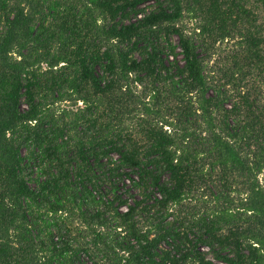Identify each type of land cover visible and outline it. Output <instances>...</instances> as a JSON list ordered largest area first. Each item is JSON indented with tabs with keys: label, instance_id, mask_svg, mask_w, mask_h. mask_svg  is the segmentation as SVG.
I'll return each mask as SVG.
<instances>
[{
	"label": "trees",
	"instance_id": "16d2710c",
	"mask_svg": "<svg viewBox=\"0 0 264 264\" xmlns=\"http://www.w3.org/2000/svg\"><path fill=\"white\" fill-rule=\"evenodd\" d=\"M257 7L0 0V264H264Z\"/></svg>",
	"mask_w": 264,
	"mask_h": 264
},
{
	"label": "rangeland",
	"instance_id": "374dc122",
	"mask_svg": "<svg viewBox=\"0 0 264 264\" xmlns=\"http://www.w3.org/2000/svg\"><path fill=\"white\" fill-rule=\"evenodd\" d=\"M156 7L157 6L154 3H149L145 6H143L142 8L146 11H151V10H155ZM257 10H259L261 12V14L264 13L262 8L258 9V7H257ZM184 23L187 26V30H189L190 32H193V29H195V27H196L195 21H191L190 19L186 18V19H184ZM173 43L175 45H177V43H178L177 37H173ZM233 48H234L233 42H231V43H224L223 45L218 44L211 51H209L208 53L211 54V56L209 57L211 59V63L209 64V67H210L209 70L212 68L213 64H216L219 61L217 59L224 58L226 55L230 54V52H232ZM204 54H206V52ZM69 104L70 103L65 102L63 104L57 105L55 107V111H56L57 115H59V114L61 115L63 110H67V111L72 112V110L74 111L78 108V106H71ZM79 105H81V104H79ZM36 177H37V173L32 176L33 179H35ZM31 185L33 187H36L35 183H31ZM128 188H129V184L127 187L123 186L121 191L123 192L125 189H128ZM130 194H132V196H136V197L139 196L137 192H133V191H131ZM216 264H220V263L216 262Z\"/></svg>",
	"mask_w": 264,
	"mask_h": 264
}]
</instances>
